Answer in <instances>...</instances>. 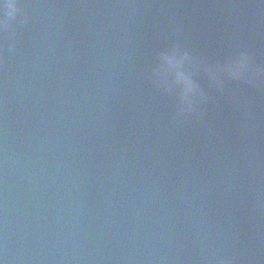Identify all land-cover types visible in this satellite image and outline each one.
Instances as JSON below:
<instances>
[{
  "label": "water",
  "instance_id": "1",
  "mask_svg": "<svg viewBox=\"0 0 264 264\" xmlns=\"http://www.w3.org/2000/svg\"><path fill=\"white\" fill-rule=\"evenodd\" d=\"M0 30V264H264V0H22ZM204 98L179 114L159 53Z\"/></svg>",
  "mask_w": 264,
  "mask_h": 264
},
{
  "label": "clouds",
  "instance_id": "2",
  "mask_svg": "<svg viewBox=\"0 0 264 264\" xmlns=\"http://www.w3.org/2000/svg\"><path fill=\"white\" fill-rule=\"evenodd\" d=\"M23 15L22 0H0V30L12 28L17 22H26ZM159 63L156 72L164 81L165 90L177 88V104L179 114H191L197 111L198 103L204 98L198 82L188 70L191 63L190 54L173 47L159 53ZM204 70L210 74L212 80L217 81L221 76L233 79L246 78L248 82L255 81V77L264 73V69L254 68L250 55L240 51L214 67L205 66ZM218 264H233L231 260H220Z\"/></svg>",
  "mask_w": 264,
  "mask_h": 264
}]
</instances>
